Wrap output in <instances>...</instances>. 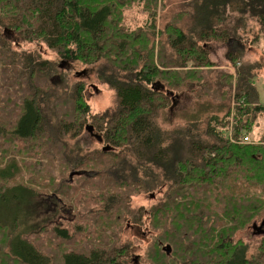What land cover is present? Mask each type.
Returning a JSON list of instances; mask_svg holds the SVG:
<instances>
[{"label": "trees", "instance_id": "trees-1", "mask_svg": "<svg viewBox=\"0 0 264 264\" xmlns=\"http://www.w3.org/2000/svg\"><path fill=\"white\" fill-rule=\"evenodd\" d=\"M127 2L0 0V180L14 178L23 167L36 171L39 156L57 161L60 170L50 177L49 192L0 186V264L130 261L132 251L117 234L100 230L97 238L74 242L59 225L72 171H84L86 180L77 188L82 200L73 201L72 212L84 203L97 224L118 222L107 215L132 193L155 197L166 189L165 200L143 212V219H154L153 229L162 230L153 264H264V237L251 253L246 243L233 239L264 216V130L254 142L249 138L258 120L264 121L255 85L262 66L242 61L253 39L264 36V0H187L188 22L158 30L151 19L147 33L120 24V8ZM250 20L259 27L254 36L250 28V35L244 32ZM151 37L159 43L157 51L154 44L148 47ZM210 40H233L225 57L228 65L240 64L236 73L215 69ZM29 42L35 47H22ZM43 47L57 58L46 57ZM71 63L89 65L115 91L116 107L91 123L85 85L73 76ZM188 92L195 100L179 110L180 122L165 118L168 127L161 124L164 113H174L184 99L179 96ZM86 125L109 150L84 153L87 145L78 140ZM16 188L50 200L54 217L19 220L7 203ZM46 231L58 239L50 244L69 241L73 248L68 242L64 250H42L35 239ZM256 232L264 234V225ZM166 244L169 254L162 250Z\"/></svg>", "mask_w": 264, "mask_h": 264}, {"label": "rangeland", "instance_id": "rangeland-1", "mask_svg": "<svg viewBox=\"0 0 264 264\" xmlns=\"http://www.w3.org/2000/svg\"><path fill=\"white\" fill-rule=\"evenodd\" d=\"M186 1L187 0H143L142 3H139L137 0H128V2L120 8L121 15L119 22L129 31H134L141 28L144 33H147L145 30L150 27L151 19L154 20L155 26L158 30L162 28L165 29V24L170 23H175L178 26H182L184 22H188L186 21L188 17L183 13L189 10V3ZM249 28L251 35L248 31ZM258 30V25L250 20L247 23L244 32L246 31L248 35L254 36ZM154 38L151 37L148 41L149 48L152 44H154L156 48L159 47L156 37ZM33 43L34 42L26 43L22 47L31 50L35 47V44ZM230 43L232 45L233 40H228L227 42L210 40L207 43V46L210 51L211 59L215 63V69L233 75L236 73V69L239 68L240 64L236 65L235 67L231 66L230 64L228 65V60L225 56L226 53L231 50L232 46ZM42 49L44 55L49 59L57 58L53 52H48L44 47ZM157 50L158 48L156 51ZM143 53H145L144 50ZM164 53H166V51H164ZM242 61H244V64L258 63L262 66V68L255 73V85L258 92V100L264 105V36L258 38L256 42L253 39L251 42V47L248 48L247 46ZM128 63L131 64L130 59ZM71 67L72 72L74 73L73 76L76 75V72H81L84 70L87 71L78 77V80L85 85L84 101L89 106V116L87 123H91L92 119L99 118L106 111L112 110L116 107L117 98L115 91L106 83H103L101 80H99L96 76V73L92 70V68L90 69L89 65H84L82 63H71ZM175 77L180 78V76H178L176 73ZM174 89L177 91L181 88ZM172 94L175 95L174 93ZM183 95L184 97L181 95L179 96V98L184 99L180 100L181 104L175 109V112L171 114L169 111L164 113V115L160 118L161 124L168 127V123L165 121V118L168 122H180L179 110L186 108L189 103L195 100L193 96H196V94H190L189 92L184 93ZM233 102L234 100H232V104ZM263 130L264 121L259 119L257 125L249 134L250 140H257L258 136L263 132ZM84 133L85 135L82 136L81 141L78 140V142L87 145L82 146L86 155L93 156V149H99L100 151L104 152L102 148L108 145L105 143L99 144L93 138L94 136H90L88 132ZM74 143L76 144V142ZM116 150L118 153L121 152L120 148H117ZM34 162L36 164H40L36 171L33 169V167H23L22 172L16 175L14 178L7 181L0 180V186L4 185V183L9 185L22 184L41 192H49L50 189H52L51 184L53 183L50 177H52V175H56L54 173L60 171L59 169H57V171L55 169V164L58 162L55 161V163L51 164L49 159L42 158L41 156L36 158ZM29 166L30 165H28V167ZM83 172H80L79 174H73L71 177H69L68 183L70 185L64 186L63 190L66 202L64 206L65 209L62 210V218H56L57 221H62L59 222V225L61 223V227L68 228V231L71 235V240H74V242H78L83 238H97L98 232H101L100 230H104L103 233L117 234V236L121 238V242H124L123 244H128L130 250L132 251L129 258L130 261H127L126 264H153V259L156 257L154 253L157 250L155 248V243L159 242L158 234L162 230L153 229L154 219H149L148 221L147 217L143 219V212L144 210H150L152 206H156L160 202H163L167 193L166 189L162 188V190H157L155 192V197L154 193L150 192L143 193V191H141L132 193L129 199H126L122 202L119 209H117L112 215H107L109 220H113L115 217H118V222H113L110 225H104L101 223L97 224L96 222H92L93 216L89 215L90 212H87L83 209L86 205L84 203L79 207H75L76 211L72 212L73 209L71 205L73 204V201L75 202L76 200H82L81 196H78L79 191L77 188L83 185L86 181L83 177H81L84 176ZM72 180H74L76 183L74 182V184H72ZM121 190L126 191L124 188H121ZM187 191H190V189L187 188ZM82 192H86V189L82 188ZM7 201L9 205V211L13 212L19 220L27 221L29 217L35 216L33 220L38 222L44 221L46 218H52L55 215V208L53 204L49 202L50 200L40 201L37 196L28 197L27 192H23L19 188H16L15 191L8 193ZM126 208H128V211H125ZM262 219V215L259 218L253 219L249 225L236 232L233 237L234 240H242L248 245V253L253 252L260 239L264 237V234L256 232V229H258L261 225ZM55 240L58 239L52 237L50 231H46L36 236L35 243L38 244L42 250L52 253V250H64L66 248V244L69 242H59L61 246H54L50 244V242ZM71 248H73L72 244ZM0 249H2V247H0ZM136 255L138 257H136ZM58 260L59 261H57L55 264H62L59 258Z\"/></svg>", "mask_w": 264, "mask_h": 264}, {"label": "water", "instance_id": "water-1", "mask_svg": "<svg viewBox=\"0 0 264 264\" xmlns=\"http://www.w3.org/2000/svg\"><path fill=\"white\" fill-rule=\"evenodd\" d=\"M83 73H85V70H84V71H81V72H80V71H79V72H76V76L79 77V76H81ZM85 129H86V131H87L89 134H92V135L94 136V138L97 139V141L101 142V137H100L97 133H94V132H93V127H92V125H86ZM107 149H109V146H104V147L102 148L103 151H107ZM79 173H80V172H78V171L71 172V173L69 174V177H71L73 174H79ZM261 225H264V216H263V219H262V221H261ZM162 250L165 251L166 254H169L170 251H171V247H170L169 244H166V245H164V246L162 247ZM136 257H138V256L136 255ZM135 262H136V261H135ZM135 262H134V263H135Z\"/></svg>", "mask_w": 264, "mask_h": 264}, {"label": "bare ground", "instance_id": "bare-ground-1", "mask_svg": "<svg viewBox=\"0 0 264 264\" xmlns=\"http://www.w3.org/2000/svg\"><path fill=\"white\" fill-rule=\"evenodd\" d=\"M2 3V2H1ZM154 30V29H153ZM184 48V47H183ZM179 50V49H178ZM195 107V106H194Z\"/></svg>", "mask_w": 264, "mask_h": 264}, {"label": "built area", "instance_id": "built-area-1", "mask_svg": "<svg viewBox=\"0 0 264 264\" xmlns=\"http://www.w3.org/2000/svg\"><path fill=\"white\" fill-rule=\"evenodd\" d=\"M246 140L248 139V138H245Z\"/></svg>", "mask_w": 264, "mask_h": 264}, {"label": "flooded vegetation", "instance_id": "flooded-vegetation-1", "mask_svg": "<svg viewBox=\"0 0 264 264\" xmlns=\"http://www.w3.org/2000/svg\"><path fill=\"white\" fill-rule=\"evenodd\" d=\"M94 132V131H93ZM90 135H92V134H90ZM93 136V135H92Z\"/></svg>", "mask_w": 264, "mask_h": 264}]
</instances>
